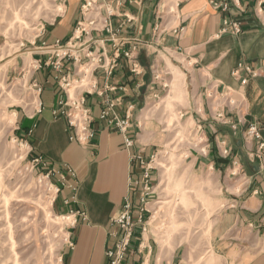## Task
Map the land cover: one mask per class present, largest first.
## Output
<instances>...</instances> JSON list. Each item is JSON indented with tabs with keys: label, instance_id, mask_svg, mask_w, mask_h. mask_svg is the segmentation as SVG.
Wrapping results in <instances>:
<instances>
[{
	"label": "crops",
	"instance_id": "0c3cea01",
	"mask_svg": "<svg viewBox=\"0 0 264 264\" xmlns=\"http://www.w3.org/2000/svg\"><path fill=\"white\" fill-rule=\"evenodd\" d=\"M83 1L61 0V14L38 36L31 78L42 91L30 113L22 110L17 127L18 136L30 146V158L45 159L58 174V212L74 218L63 264H108L107 251L117 240L114 234H120L111 226V218L120 212L126 198L135 208L139 206L136 183L143 170L136 156L149 161L162 140L155 129L158 116L148 108L167 88L163 80L167 63L160 53L178 55L188 64L190 99L181 111L183 116H191L207 140L206 151L195 157L194 167L202 173L213 170L225 175L224 187L231 191L227 209L211 230L212 249L232 264H264L260 252L248 261L255 248L264 247V151L259 150L257 140L246 139L249 126L257 124L264 141V24L258 14L264 11V0H99L103 17L99 31L86 24L88 36L83 34L77 40L74 36L84 19ZM107 8L114 16L108 17ZM226 19L240 22L242 33L222 32ZM106 20L117 39L111 40L103 30ZM57 41L79 48L76 61L67 58L62 62V73L75 80L82 79L81 70L91 65L86 58L90 51L104 55L105 69L116 62L111 75L94 65L88 84L78 82L82 85L75 95L85 97L94 119L95 137L87 145L71 140L73 130L67 119L53 114L66 98L58 73L48 62L55 58L47 47ZM134 44L139 46V74L124 55ZM241 63L259 70V76L252 78L242 72L234 77ZM241 79H247V84L242 85ZM227 88L240 89L244 95V109L239 114L223 106L222 93ZM105 100L115 104L114 113L120 118L128 116L133 105L127 133L133 147L127 148L125 136L101 119ZM219 106L236 129L216 118ZM226 149L228 156L223 154ZM234 171L240 178L233 182ZM157 175L155 170L153 178ZM70 186H76V192ZM125 264H181V251L177 248L169 254L151 228L143 232L138 226Z\"/></svg>",
	"mask_w": 264,
	"mask_h": 264
},
{
	"label": "rangeland",
	"instance_id": "374dc122",
	"mask_svg": "<svg viewBox=\"0 0 264 264\" xmlns=\"http://www.w3.org/2000/svg\"><path fill=\"white\" fill-rule=\"evenodd\" d=\"M62 9L61 0H0V264H63L71 241L74 218H60L70 214L56 207L58 174L34 165L21 140L27 141L17 134L22 110L30 113L38 102L31 89L38 36ZM160 55L167 63L168 87L148 107L158 116L155 129L162 139L152 165L159 179L149 207L150 228L164 251L180 248L181 264H232L215 254L211 243L212 227L227 209L231 191L224 187L225 175L194 167L207 140L181 111L190 99L188 64L178 55ZM82 79L88 84L86 76ZM81 85L76 82L69 94L76 96ZM259 252L264 256V247L255 248L248 261Z\"/></svg>",
	"mask_w": 264,
	"mask_h": 264
},
{
	"label": "built area",
	"instance_id": "2783aa9c",
	"mask_svg": "<svg viewBox=\"0 0 264 264\" xmlns=\"http://www.w3.org/2000/svg\"><path fill=\"white\" fill-rule=\"evenodd\" d=\"M82 13L84 19L77 28V33L80 34L79 36H75V39L77 40H79L83 34L88 36L85 23L92 26L94 31H99L98 26L101 24L103 19L101 16V6L99 5V0H84ZM107 13L108 17L114 16V12L108 8ZM258 14L261 15L262 23L264 24V11L260 10ZM87 16L90 17L87 18ZM103 30L109 34L111 40L117 39V34L109 20L103 22ZM222 32L239 35L242 33V25L240 22L226 19L224 21V28ZM48 49L50 50V53L52 52V56L55 58V61L49 59L48 62L57 71V81L61 89L66 94V98L59 102V106L53 111V114L57 117L61 116L67 119L69 127L73 130L71 140H74L82 145H87L95 137V131L92 127L94 119L91 110L87 107L84 96L72 97L69 94V91L74 87V84L80 81L83 82V79H79L80 81L75 80L74 76L62 73V62L67 58H73L76 61L75 52L79 48L76 47V44H72L71 42L62 44V42L57 41L54 46L48 47ZM138 50L139 46L134 44L124 53L125 57L133 64V72L136 74H139L140 69L137 58ZM86 58L89 60L88 62L91 65L84 66V69L81 70L80 73L82 74V78L85 76L87 78L90 68L94 65H99V67H102L105 70V73L111 75L114 65L116 64V62H114V65L112 64L108 69H105L104 55H94V51H90L86 54ZM242 72H247L252 78L259 76V70H254L249 65L244 63L238 65L233 72V76L239 77ZM247 82V79H241L242 85L247 84ZM164 87L168 86L166 85ZM31 89L37 93V96L42 91L41 86L36 82V80H31ZM222 97L224 99L223 106L225 105V108H228V110H235L239 114L244 109V95L240 89L227 88L226 91L222 93ZM105 106L106 109L101 113V119L107 121L110 127L118 130L125 136V144L127 148L133 147L134 142L127 137L131 119L129 114L130 111H134L133 105L129 107L128 116L125 118H120L114 113L115 104L111 100H105ZM218 110L216 118L224 124H231L232 128L236 129V124H232L231 120H229V118L225 115V111L221 110V107L218 108ZM246 139L257 140L259 142V150L264 151V141L261 138L257 124H251L249 126L246 132ZM21 141L22 144H25V146H29L28 142L23 140ZM223 154L228 156L229 150H224ZM156 156L157 153L152 155L149 161L143 159L140 155L136 156V160L139 162L143 170L141 180L136 183V186L139 188V206L135 208L130 198H126L120 212L111 218V226L117 227L120 234H114V236L117 237V240L114 246L107 251L108 264H125L136 228L138 226H142L143 232H146L151 227L150 217L148 216L150 214L148 205H151V203L154 202L153 200L156 196L157 188L156 184L159 179V174L157 177L153 178V172L156 169L152 165L156 160ZM33 164L37 166L41 165L43 168L50 167L48 161L41 157L33 159ZM67 171L71 176H75L73 170L70 168H67ZM232 175L237 176L238 172L234 171ZM70 188L76 192V186H70ZM60 191V187L57 186V193ZM73 199H75V196Z\"/></svg>",
	"mask_w": 264,
	"mask_h": 264
},
{
	"label": "bare ground",
	"instance_id": "6f19581e",
	"mask_svg": "<svg viewBox=\"0 0 264 264\" xmlns=\"http://www.w3.org/2000/svg\"><path fill=\"white\" fill-rule=\"evenodd\" d=\"M60 218H69L68 216H61ZM70 219V218H69Z\"/></svg>",
	"mask_w": 264,
	"mask_h": 264
}]
</instances>
